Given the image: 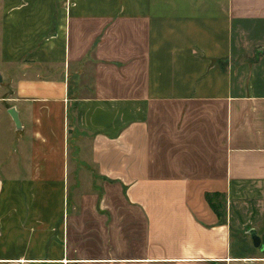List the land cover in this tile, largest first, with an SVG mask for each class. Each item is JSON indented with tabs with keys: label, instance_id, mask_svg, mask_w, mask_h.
Returning <instances> with one entry per match:
<instances>
[{
	"label": "crops",
	"instance_id": "0c3cea01",
	"mask_svg": "<svg viewBox=\"0 0 264 264\" xmlns=\"http://www.w3.org/2000/svg\"><path fill=\"white\" fill-rule=\"evenodd\" d=\"M259 259L264 0H0V264Z\"/></svg>",
	"mask_w": 264,
	"mask_h": 264
},
{
	"label": "water",
	"instance_id": "95a60500",
	"mask_svg": "<svg viewBox=\"0 0 264 264\" xmlns=\"http://www.w3.org/2000/svg\"><path fill=\"white\" fill-rule=\"evenodd\" d=\"M8 114L10 115L11 119L13 120L15 126L17 127V129H20V123L17 117V113L15 112L14 109L9 110ZM252 239V244L253 247L256 249H259L261 246V240L259 239V237H257L256 235L252 234L251 236Z\"/></svg>",
	"mask_w": 264,
	"mask_h": 264
},
{
	"label": "rangeland",
	"instance_id": "374dc122",
	"mask_svg": "<svg viewBox=\"0 0 264 264\" xmlns=\"http://www.w3.org/2000/svg\"><path fill=\"white\" fill-rule=\"evenodd\" d=\"M17 150H15V152H16ZM13 153H14V150H2V152H1V156L2 157H6L7 158V160H9L10 158L9 157H12L11 155H13ZM12 159H13V157H12ZM85 169H87V170H89L90 172L92 171L91 169H90V167H86L85 166ZM70 174H71V170H70ZM66 185H67V183H66ZM60 194H61V192H60Z\"/></svg>",
	"mask_w": 264,
	"mask_h": 264
},
{
	"label": "trees",
	"instance_id": "16d2710c",
	"mask_svg": "<svg viewBox=\"0 0 264 264\" xmlns=\"http://www.w3.org/2000/svg\"><path fill=\"white\" fill-rule=\"evenodd\" d=\"M217 214L220 218H222V214L217 211Z\"/></svg>",
	"mask_w": 264,
	"mask_h": 264
},
{
	"label": "built area",
	"instance_id": "2783aa9c",
	"mask_svg": "<svg viewBox=\"0 0 264 264\" xmlns=\"http://www.w3.org/2000/svg\"><path fill=\"white\" fill-rule=\"evenodd\" d=\"M264 259H259V261H262L263 262Z\"/></svg>",
	"mask_w": 264,
	"mask_h": 264
}]
</instances>
